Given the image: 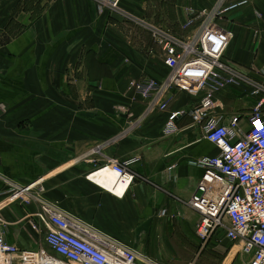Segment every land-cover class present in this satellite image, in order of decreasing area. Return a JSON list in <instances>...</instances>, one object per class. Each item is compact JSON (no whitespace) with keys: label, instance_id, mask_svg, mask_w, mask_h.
I'll return each mask as SVG.
<instances>
[{"label":"crops","instance_id":"obj_1","mask_svg":"<svg viewBox=\"0 0 264 264\" xmlns=\"http://www.w3.org/2000/svg\"><path fill=\"white\" fill-rule=\"evenodd\" d=\"M246 1L221 21L231 35L226 57L264 82V0ZM217 2L121 4L136 17L183 35L190 8L212 9ZM20 3L10 1L16 19L6 28V0H0V212L7 221L6 240L26 250L45 246L36 216L39 201H11L7 195L8 181L28 185L42 179L36 193L149 259L137 264H242L224 230L200 241L199 213L187 204L202 192L204 170L194 161L219 150L189 115L177 120L178 134L163 133L170 112L190 111L197 97L172 88L169 109L151 110L128 89L132 79L164 80L169 72L150 31L100 12L92 0H33L16 11ZM248 93L228 88L217 94L218 112L226 121L238 116L243 129L256 100ZM133 156L141 159L133 166L141 178L124 195L88 177L109 158ZM100 176L107 186L114 181L113 175Z\"/></svg>","mask_w":264,"mask_h":264},{"label":"built area","instance_id":"obj_2","mask_svg":"<svg viewBox=\"0 0 264 264\" xmlns=\"http://www.w3.org/2000/svg\"><path fill=\"white\" fill-rule=\"evenodd\" d=\"M100 12L108 11L146 27L155 44L165 56L168 74L164 80L145 77L129 81L128 89L149 103V108L168 110V93L172 88L197 97L190 111H171L164 126L165 135L178 134L177 120L189 115L193 124L203 126L205 138L219 153L203 156L194 164L203 168L202 192L187 204L199 213L196 234L205 244L219 230L237 247L242 264H264V82L255 79L247 67L226 57L231 35L223 27L226 11L246 3L228 4L218 0L212 9L188 10L182 24L183 35L169 28L142 20L120 6L121 0H92ZM239 88L256 100L251 106L249 127L240 126V118L226 117L217 94ZM258 122V123H257ZM96 151V150H95ZM99 151V148H97ZM140 157L124 160L109 158L93 178L103 170L116 176L107 190L114 193L123 187L121 195L141 176L133 170ZM42 179L28 185L8 181L7 195L11 201L36 199V213L45 236V246L26 250L9 243L3 232L7 224L0 212V264H137L149 261L134 247L98 231L91 223L65 212L57 204L36 193ZM167 213L166 210L162 215Z\"/></svg>","mask_w":264,"mask_h":264},{"label":"rangeland","instance_id":"obj_3","mask_svg":"<svg viewBox=\"0 0 264 264\" xmlns=\"http://www.w3.org/2000/svg\"><path fill=\"white\" fill-rule=\"evenodd\" d=\"M10 1L11 0H6V8L4 9L5 10V13L3 14V18L5 19L6 17V22H7V26L6 28L9 27V24L14 21L16 18V16L14 15V13L12 12V7H13V4H10ZM122 0L120 1V6L123 8L122 4H121ZM30 4H33V0H22V3H20L18 5V9H16V11L18 10H22L24 8H27L26 6H29ZM21 8V9H20ZM125 9V8H124ZM126 10V9H125ZM6 11H7V14H6ZM12 19V20H11ZM14 28H18L17 26L15 27H12L11 28V31L14 29Z\"/></svg>","mask_w":264,"mask_h":264},{"label":"bare ground","instance_id":"obj_4","mask_svg":"<svg viewBox=\"0 0 264 264\" xmlns=\"http://www.w3.org/2000/svg\"><path fill=\"white\" fill-rule=\"evenodd\" d=\"M101 173H102V174H103V173H107V174L113 175V176H114V181H115V179H116L115 174H114L113 172L109 171V170H103L102 172L97 173V174L93 177V179L96 180L97 182H99L100 184L104 185V186L107 187V188H110V187H111V184H112L114 181L111 182V183H109L110 186H107V185L103 184V182L101 181L102 178H101V176H100ZM122 191H123V187H117L116 189H114V192L117 193V194H121Z\"/></svg>","mask_w":264,"mask_h":264},{"label":"snow or ice","instance_id":"obj_5","mask_svg":"<svg viewBox=\"0 0 264 264\" xmlns=\"http://www.w3.org/2000/svg\"><path fill=\"white\" fill-rule=\"evenodd\" d=\"M258 123V122H257Z\"/></svg>","mask_w":264,"mask_h":264}]
</instances>
